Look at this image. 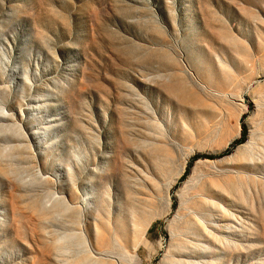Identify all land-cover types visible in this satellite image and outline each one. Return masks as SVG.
Masks as SVG:
<instances>
[{"label":"rangeland","instance_id":"obj_1","mask_svg":"<svg viewBox=\"0 0 264 264\" xmlns=\"http://www.w3.org/2000/svg\"><path fill=\"white\" fill-rule=\"evenodd\" d=\"M0 264H264V0H0Z\"/></svg>","mask_w":264,"mask_h":264},{"label":"trees","instance_id":"obj_2","mask_svg":"<svg viewBox=\"0 0 264 264\" xmlns=\"http://www.w3.org/2000/svg\"><path fill=\"white\" fill-rule=\"evenodd\" d=\"M245 138H246V128L243 126V139L240 140V141H237V142H234L230 149H228L224 154H222L223 156L224 155H227L229 154L235 147H237L238 145L242 144L244 141H245Z\"/></svg>","mask_w":264,"mask_h":264}]
</instances>
